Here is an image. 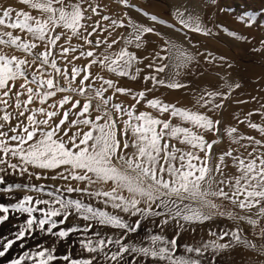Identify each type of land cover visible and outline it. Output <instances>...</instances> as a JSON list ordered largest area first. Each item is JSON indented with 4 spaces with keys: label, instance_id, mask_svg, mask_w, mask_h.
I'll return each mask as SVG.
<instances>
[{
    "label": "snow or ice",
    "instance_id": "obj_1",
    "mask_svg": "<svg viewBox=\"0 0 264 264\" xmlns=\"http://www.w3.org/2000/svg\"><path fill=\"white\" fill-rule=\"evenodd\" d=\"M19 2L37 10L41 15L33 16L27 11H16L13 18L14 9L11 7L0 12V26L13 30L19 29L21 33L31 37V39L22 38L21 35H13L11 31L0 32V46L25 54L23 57L0 54V121L3 122L0 123V152L3 153V156H0V173L11 169L13 175L23 176L27 173L29 180L33 176L36 180H41L49 179V177L42 176L40 172L29 171V166L39 170L63 168V171L50 178L71 179L86 183L84 188H73L69 185L61 191L59 187L36 185L31 182L6 183L4 176L0 175V186H3L0 187V192H34L50 198L42 199L39 195L36 197L25 195L11 205L0 203V212L4 213L0 216V223L8 219L10 210L28 216L20 231L16 233L17 240L23 239L26 232L31 235L34 230L62 239L67 238L70 233H81L79 237L81 248L97 255L82 259H70V254L61 257L69 261V264H93L94 261L96 264H136V259L139 257L144 258L140 264H146L148 259L166 262V264H202L201 259L175 255L179 231L171 240L161 234L152 233L146 237V243L145 241L139 243L124 241L130 234L140 230L144 220L156 217H163L158 227L176 221L178 229H184L190 224L204 223L216 215H227L230 219L244 220L253 226L258 224V220L250 217H237L220 212L219 206L209 197L230 200L241 209L256 207L258 208L256 215L264 217V207H259L261 202H264V153L254 156L253 153L257 150L253 148V152L249 153L250 158L245 159L234 155L235 150L230 148L218 155L214 167L210 166L213 145L220 141L217 139L209 143L203 135L193 131V128L215 133L218 131L219 120L214 121L206 113L178 108L158 98L147 100L146 106L161 114L169 113L171 118L190 123L192 127L174 125L171 119L161 120L148 112L136 114L135 105L126 108L122 104L112 103L113 97L117 93L131 94L136 103H140L145 99V91L133 93L130 89L118 87L111 79L92 76L90 69L93 65H99L117 76L136 79L140 70L136 69L134 73L133 65L141 61L135 53L128 50V47H142L145 43L143 37L146 34L160 35L154 27L139 24L126 16L127 27L131 28L130 33L126 37L122 35L109 43L108 37H111L112 29L126 25L124 19H113L102 15L106 6L101 7L95 3V0H75V2L73 0H67V2L66 0H19ZM119 3L142 14L152 22L165 23L156 15L131 4L130 0H119ZM89 12L90 14L86 15ZM92 15L100 16L102 20L110 21V24L101 26L100 21H97L89 25L87 21L91 20ZM176 15L184 28L206 36L212 34L211 29L200 24L198 17H193L191 14L185 17L183 12H177ZM238 19L251 26L256 17L245 13ZM169 27L174 26L169 25ZM217 27L222 28L234 38L245 39L223 28L222 25ZM57 28H63L71 33L67 36L65 44L70 45L72 37H76L89 45V50H83V45L68 47L60 45L57 48V42L65 35V32L57 33L55 31ZM89 28L92 30L88 31ZM104 32H108V37L103 40L99 36L95 40L91 38L97 33L102 35ZM120 39L124 40V46L117 52H109V49H112ZM40 43L44 44V50L34 52ZM101 45L105 46V50L97 56L95 49ZM77 51L79 55H74L73 61L81 57L91 58V60L82 67L73 66L69 74L66 66L63 68L58 66V59L67 60L70 53ZM28 57H31V60ZM154 59L163 61L167 57L156 53ZM192 59L191 54L178 49L176 55L178 63L175 67L179 69L186 66ZM215 59L212 57L213 61ZM220 60L224 61L225 58L220 57ZM67 62L72 63V61ZM32 65L36 66L35 70L29 71ZM149 67H152L156 73H161L165 71L167 65H149ZM60 76H63L66 81L65 86H61ZM78 77H81L80 83L77 87H73ZM17 79H23L24 83L13 92ZM97 79L101 81L99 87L94 86ZM144 79L152 80L154 88L163 86L175 90L186 87L175 79H158L157 76H146ZM239 86V84L228 85L230 90ZM109 89L112 90V96L106 97L105 93ZM64 92L82 97L84 103L81 104L79 99L73 100L72 95H66L58 102L48 104L47 108L43 107L57 93ZM229 94L204 90L197 103L203 102L201 104L203 107L211 105L209 111L215 112L224 107L223 101L228 99ZM23 95L27 98L22 101L20 97ZM34 99L38 100L41 106L29 108ZM217 99L219 102H216ZM93 101L96 102L95 107H93ZM65 105L70 107L63 111L59 122H53V118L60 115L59 110L64 109ZM9 107L14 108L15 116L7 111ZM92 111L98 113L94 118L90 115ZM70 114L74 118L69 122ZM248 115L251 116L252 113ZM125 116L127 119H123ZM13 119L17 123L5 131V125H11ZM121 121L123 127L118 126ZM66 122H69V127L64 128ZM79 126H84L88 130L83 131V128ZM249 127L264 133V127L260 125L249 123ZM73 128L76 131H72L69 135V131ZM226 132L234 143L247 139L255 145H262V142L254 137H235L233 135L237 132L235 127L226 129ZM173 140L189 145L192 150L185 151L177 148L175 144L170 146ZM130 146L135 151L126 153L125 150ZM199 153H204L203 157ZM10 158H16L19 163H11ZM229 158L240 175L225 178L222 169L228 166ZM3 165H7V168ZM217 175L221 177L218 180ZM109 182L112 184L109 191L92 188L95 184L106 185ZM213 184L216 185L215 188ZM225 187H228L230 191H225ZM51 188L54 190H46ZM73 192L88 200H95L104 207H95L93 203L85 202L83 198H72L71 195L65 194ZM241 197L243 199H240ZM141 203L144 207H140ZM41 205L45 207H40ZM109 208L113 211H108ZM117 210L118 213L138 217V219L130 222L118 214ZM34 213H39V217ZM69 216H75L88 223L83 226L73 225L67 229L61 228L53 232V229L67 222ZM55 217H63V219L57 221ZM94 224L122 230L123 234L107 235L96 231L88 235ZM45 225H48L47 229ZM212 235L217 234L212 233ZM225 237L229 238L226 243L214 240L202 244L201 247L184 246L185 251L195 253L197 257H203L211 250L213 255L209 264H215V256L220 252L235 246L258 250L261 255H264V245L257 246L255 242L244 237L239 226L234 230L222 232L218 240H224ZM13 243H15L14 240H9L3 246L0 257L6 255ZM53 251L54 249L45 248L42 251L26 252L23 256L11 261V264H22L25 258L34 260L36 264H49L54 259ZM125 254L131 256L132 260L125 261Z\"/></svg>",
    "mask_w": 264,
    "mask_h": 264
},
{
    "label": "rangeland",
    "instance_id": "obj_2",
    "mask_svg": "<svg viewBox=\"0 0 264 264\" xmlns=\"http://www.w3.org/2000/svg\"><path fill=\"white\" fill-rule=\"evenodd\" d=\"M18 1L19 0H0V12H2L6 8L11 7L12 9H14L12 13L13 18H15L16 11H27L30 12L33 16L41 15V13H39L37 10H33L27 5H24ZM181 1L183 2L182 5L184 6L182 10L184 16L187 17L189 14H191L193 17H199L200 24L203 27L205 26L206 28L212 30L211 35L206 36L201 33L184 28L179 23L176 13H172L169 0H130L131 4H134L139 8H143L150 14L156 15L165 23L152 22L147 17L136 12L135 10L124 7L119 3V0H95V3L99 4L101 7L106 6L105 11L102 13V15L110 16L113 19H124V23L126 26L122 28L112 29L111 37H108V32H104L102 35L97 33V35H93L91 37L93 40L97 39V36H99L101 40H103L105 37H108V41L109 43H111L112 40L117 39L122 35L125 37L128 36L131 28L127 27L128 20L125 18L126 16L131 17L132 20L137 23L149 27H154L155 31L160 35L146 34L143 37L145 43L142 45V47H128V50L135 53L138 60L141 61L140 63H136L133 65L132 71L134 73L136 69L140 70L136 79L117 76L116 74L109 72L106 68H101L99 65H93L90 69L92 76H102L105 79H111L116 82V85L118 87L130 89L133 93L145 91V99L141 100L140 103H136V100L132 98L131 94L122 95L117 93L113 97L112 103L122 104L126 108H130L132 105H135L136 114H139L141 112H148L151 113L152 116L161 120L171 119V123L174 125L179 124L182 127H192L190 123L181 121L178 118H171L169 113L161 114L157 110L146 106L147 100L158 98L163 102L175 105L178 108L188 109L192 112H199L203 114L206 113L214 121L219 120L220 124L218 126V131L215 133L193 128V131H196L198 134L203 135L209 143L217 139H219L220 141L219 143L213 145L212 157L209 161L210 166L214 167L218 155L225 151H228L230 148L235 150L233 153L234 155H239L245 159L250 158L249 153L253 152V148H256L257 150L256 153H253L254 156L260 153H264V146H262L264 145V133H261L260 131H258V129L254 130L253 128L249 127V123L256 124L257 122V125L261 126V124H263L262 127H264V43H262L264 42V0ZM73 2H75V0H73ZM196 6L200 7L199 9H201V14L198 12L200 16L198 15V13H195L193 11L194 7ZM245 13H247L248 15H254L256 17L255 22L251 26H248L246 22H242L238 19ZM88 14H90V12L86 13V15ZM97 21H100L101 26L110 24V21H104L100 16L95 15H92L91 20H88L87 23L89 25H92ZM193 23H195V21H193ZM169 25H172L174 27H169ZM217 25H222L223 28H226L231 32H235L245 39L241 40L234 38L222 28H218ZM91 30V28L88 29V31ZM9 31H11L13 35H21L22 38L31 39V37L27 36L26 33H21L19 29L13 30L0 26V32ZM55 31L57 33L65 32V35L62 36L60 41L57 42V48H59L60 45H64L66 47L83 45V50H89L90 46L84 44L82 40L76 37H72L70 45L65 44L67 36L71 35V33L67 30L63 28H57ZM169 36L176 38V41L177 39H180L179 43H181L182 46L186 44V46L188 47V49H185L184 52H188V54H191L193 59L189 63H187L186 66H182L177 69L175 65L178 62L174 63L175 65H171L170 41L168 39ZM124 43V40L120 39L117 44L113 45L112 49H109V52L119 51L120 48L124 46ZM183 43L185 44L183 45ZM43 50L44 44L40 43V46L37 47L34 52L38 53ZM104 50L105 46L101 45V47L95 49V53L97 56H99L104 52ZM156 53H160L161 56L167 57V59H164L163 61L154 59ZM0 54H8L9 56L17 55L20 57H23L25 55L19 51H16L15 49L7 48L4 46H0ZM74 55H79V51H77L76 53H70L67 57V60L58 59V66H60L61 68L66 66L68 68L69 74L71 73L73 66L82 67L84 65H87L91 60V58L81 57L80 59L73 61ZM212 57H215L216 59L213 61ZM220 57H224L225 60L221 61ZM28 59L31 60V57H28ZM67 61H72V63H68ZM161 64L167 65L165 71L161 73H156L152 67H149V65ZM229 65L231 66L229 67ZM35 67V65H32L29 71H34ZM146 76H157L158 79L165 80L175 79L176 81L186 85V87L175 90L163 86H157L154 88L152 80L149 79L145 81L144 78ZM80 78L81 77H78L76 79V81L72 85L73 87H77L79 85ZM59 81L61 86L66 85V81L64 80L63 76L59 77ZM11 83L12 82H10V84ZM23 83V79H17L15 81L16 88H13V92L19 89L20 85ZM100 84L101 81L97 79L94 86L99 87ZM229 84H239L240 86L238 88H233L230 90L228 87ZM29 86L35 87L34 85ZM148 89H151V91H147ZM204 90L220 91L230 94L228 96V99L223 101L224 107L213 112L209 111L211 105H208V107H203L201 106L203 102L197 103V100ZM66 95H72L73 100L79 99L81 100V104L84 103L82 97L74 96L70 92H64L57 93V95L50 98L47 104L43 105V107L47 108L48 104L56 103ZM105 96H112V90L109 89V91L105 93ZM26 98V95L20 97L22 101ZM216 102H219V99H217ZM95 103L96 102L93 101V107H95ZM40 106L41 105H39L38 100L34 99L33 104L29 105V108ZM69 107L70 105H65L64 109H60V115L54 117L53 122H59L63 111ZM7 111L13 113L14 116L16 115L13 107H9ZM76 111H79V109H76ZM249 113H252V115L249 116ZM25 115H27V113ZM90 115L94 118L96 115H98V113L92 111L90 112ZM73 118L74 117L70 114L69 122ZM123 119H127V117L125 116ZM240 121L245 122L241 123ZM69 122L65 123L64 128L69 127ZM0 123L3 122L0 121ZM16 123L17 121L13 119L11 125H5L4 130L7 131L8 127L14 126ZM101 123H103V121H101ZM118 126L123 127L122 121ZM79 127L83 128V131L88 130L84 126ZM231 127H235L237 129V132L233 134L234 136L236 135L235 137H237V135V138L241 136L254 137L256 140H261L262 145H255L249 140L246 141L247 139L240 140L239 143H234L232 138L229 137L226 132V129ZM62 131L63 129L61 130V133ZM72 131H76V129L73 128L71 131H69V135L72 134ZM9 135H11V133H9ZM65 139H67V137H65ZM12 143L15 144V142ZM129 143L131 145V140L129 141ZM171 144H175L177 148L183 149L185 151L192 150L189 145L180 144L175 140L170 142V146ZM241 145H246L247 147H242ZM125 151L126 153H131L135 151V149L130 146ZM199 155L203 157L204 153H199ZM0 156H3L2 152H0ZM10 160L11 163H19L16 158H10ZM227 165L228 166L226 168L222 169L225 178L240 175L230 158L227 160ZM3 167L7 168V165H3ZM29 171L40 172L42 176H47L49 177V179L36 180L33 176L31 180H29V176L27 173H25L23 176H20L19 174L13 175L11 174V169H7L6 172L0 173V175L4 176L6 183L27 184L31 182L32 184L36 185L43 184L45 186L59 187L61 191H64V189L69 185L73 188H84L86 183L77 182L71 179L65 180L62 178H50L63 171V168H58L55 170H39L33 169L31 168V166H29ZM220 178L221 177L219 175L216 176L217 180ZM215 187L216 185L213 184V188ZM92 188L93 190L99 189L102 191H109L112 188V184L111 182L106 185L98 183L93 185ZM46 190H54V188ZM225 191H230V189L228 187H225ZM27 193L24 191H14L13 193L0 192V203L5 205L14 204L16 201L25 196V194L32 195L33 197L39 195L42 199H50L49 197L42 194H37L34 192ZM65 194L67 195L68 193ZM124 194L126 196L128 195L126 192ZM68 195H71L72 198H83L85 199V202L93 203L95 207H104L102 204L97 203L95 200H88L86 197H81L78 193L73 192ZM209 199H212L213 202L219 206L220 212L230 213L233 216L237 217H239L240 215H248L250 218L258 220V224L256 226L249 225L245 226L246 228H243L241 226V223H239V220L230 219L227 215H216L213 217V219L204 223L190 224L186 225L184 229H178L176 226V221H171L169 224L158 227V225L161 224L163 217H156L144 220L138 233L130 234L124 242L129 243L135 241L139 243L141 241H145L146 243L147 241L145 236L147 237V235L153 232L161 234L171 240L179 231L175 255L177 257L192 256L193 258L201 259L202 264H209V258L211 257V255H213L211 250H209L203 257H197L195 253H187L184 246H191L193 248H196L201 247L204 243L214 240L219 243H226L228 242L229 238L225 237L224 240H218L219 234L224 231L234 230L238 226L239 228H241V233L242 235L244 234V237L255 242L257 246L264 245V231H262L264 230V217H258L256 215L258 208L253 207L251 209H241L238 207V205L233 204L230 200L227 199L214 197H209ZM240 199H243V197H241ZM40 207L45 206L41 205ZM140 207H144V204L141 203ZM153 207L155 208V205H153ZM259 207H264V202H261ZM107 210L110 212L113 211L110 208ZM118 214L124 216V218L129 221L138 219V217H129L127 214ZM250 214L255 217H253L252 215L250 216ZM1 215L3 216L4 213L0 212V216ZM34 215H37V217H39V213H34ZM27 219V214L14 213L10 210L8 213V219L3 223H0V250H3V246L7 244L9 240L15 241L12 247L8 249L6 255L4 257H0V264H11V261L18 259L26 252L31 253L34 251H42L45 248L49 250L54 249V251L52 252L54 259L50 261L49 264H69V261L61 259V257L69 254L70 259L89 258L90 256L97 255L95 253H88L81 248L79 237L82 234L78 232L70 233L67 238L62 239L58 238L57 236L34 230L32 231L31 235L26 232L23 239L17 240L16 233L20 231L21 226ZM55 219L59 221L63 219V217H55ZM85 223L88 222L82 219H77L75 216H69L68 221L64 224L59 225L58 228L53 229V232H57L61 228H70L73 225L83 226ZM149 223L154 226V228ZM149 226L150 228L148 229ZM47 227L48 225H45L46 229ZM158 230L161 231L159 232ZM96 231H100L101 233L107 235L123 234L122 230L107 226H97L94 224L92 231L88 233V235H92V233ZM212 233H216L217 235L214 236L212 235ZM138 234H140L141 236ZM217 256H223V259L226 260L225 264H264V255H261L258 250H253L243 246L231 247L220 252ZM131 260L132 257L125 254V261ZM141 260H144V258H137L136 264H140ZM34 262L35 261L32 259L25 258L22 261V264H34ZM93 264H96V261H94ZM146 264H166V262L153 261L151 259H148L146 261Z\"/></svg>",
    "mask_w": 264,
    "mask_h": 264
},
{
    "label": "bare ground",
    "instance_id": "obj_3",
    "mask_svg": "<svg viewBox=\"0 0 264 264\" xmlns=\"http://www.w3.org/2000/svg\"><path fill=\"white\" fill-rule=\"evenodd\" d=\"M170 1V4H171V10H172V13H177V12H182V10H183V2L181 1V0H169ZM184 1V0H183ZM186 1V0H185ZM19 2V1H18ZM207 2V1H206ZM19 4V3H18ZM200 7H198V6H196V7H194V9H193V11L195 12V13H200V10L201 9H199ZM193 12V13H194ZM199 13H198V15H199ZM201 14V13H200ZM195 15V14H194ZM200 16V15H199ZM199 18V17H198ZM199 22H200V19H199ZM140 24V23H139ZM205 27V26H204ZM168 39H169V41H170V51H171V56H170V59H171V65L172 64H174V63H176V62H178L177 60H176V55H177V50L179 49V50H183V51H185V49H188V47L186 46V44L185 43H183V45L184 46H182V44L181 43H179V40L177 39V41H176V38H174V37H172V36H169L168 37ZM198 40V39H197ZM182 41V40H181ZM180 41V42H181ZM183 42V41H182ZM171 45H175V47H171ZM185 47H187V48H185ZM187 51V50H186ZM190 51H191V49H190ZM208 52V51H207ZM186 53H188V52H186ZM175 65V64H174ZM250 74V73H249ZM254 74V73H253ZM252 76V75H251ZM228 103V102H227ZM203 114V113H202ZM257 120V119H256ZM249 122V121H248ZM258 123V122H257ZM256 123V124H257ZM260 124V123H259ZM263 124H261V126H262ZM249 129V128H248ZM246 130V129H245ZM255 130V129H254ZM259 131V130H258ZM239 134V133H238ZM236 136V135H235ZM237 137H238V135H237ZM245 137V136H244ZM247 137V136H246ZM246 140V139H245ZM246 141H248V140H246ZM261 141V140H260ZM255 147V146H254ZM101 186V185H100ZM28 194V193H27ZM27 194H25V195H27ZM8 195V194H7ZM15 195V194H14ZM68 195V194H67ZM254 214V213H253ZM252 214H250V216H251ZM2 216V215H1ZM239 216V215H238ZM247 217H249L248 215H246ZM246 216H244V215H240L239 217H246ZM253 216V215H252ZM253 217H255V216H253ZM151 220V219H150ZM136 220H134V221H130V222H135ZM4 222V221H3ZM2 222V223H3ZM144 222V221H143ZM142 222V223H143ZM226 223V222H225ZM224 223V224H225ZM239 223H241V226L243 227V228H246L245 226H249L250 224L249 223H247L246 221H244V220H239ZM150 224V223H149ZM149 224H146V225H149ZM17 225V224H16ZM151 225V224H150ZM152 226V225H151ZM225 226V225H224ZM153 228H154V226H152ZM206 227V226H205ZM150 228V226L148 227V229ZM152 228V229H153ZM202 228V227H201ZM237 228V227H236ZM147 229V230H148ZM241 229V228H240ZM151 230V229H150ZM154 230V229H153ZM215 230V229H214ZM159 232L161 231V230H158ZM249 231V230H248ZM14 232V231H13ZM152 232V231H151ZM157 232V231H156ZM138 233V232H137ZM153 233H155V232H153ZM162 233V232H161ZM246 233H247V231H246ZM6 234V233H5ZM152 234V233H151ZM138 235H140V234H138ZM244 235V234H243ZM141 236V235H140ZM148 236V235H147ZM143 238H144V236H143ZM145 238H146V236H145ZM4 244V243H3ZM1 245V244H0ZM3 246V245H2ZM1 248V247H0ZM212 258V255H211V257L209 258V259H211ZM225 261L226 260H224L223 259V256L222 257H220V256H215V264H225ZM6 262V261H5ZM209 262V261H208ZM36 262H34V264H35Z\"/></svg>",
    "mask_w": 264,
    "mask_h": 264
}]
</instances>
